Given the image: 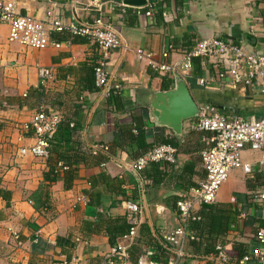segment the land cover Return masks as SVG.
<instances>
[{"label":"crops","instance_id":"crops-1","mask_svg":"<svg viewBox=\"0 0 264 264\" xmlns=\"http://www.w3.org/2000/svg\"><path fill=\"white\" fill-rule=\"evenodd\" d=\"M157 1L162 4L161 14L166 13L159 20L153 18L154 12L151 17L137 16V7L118 8L116 3L122 4L121 0L18 1L17 10L22 16L65 24L91 22L99 17L120 32L128 50H112L106 59L113 81L121 85L111 104L99 90H87L93 81L92 66L100 57L98 48L87 39L62 40L59 47L33 49L9 42V26L0 22V190L5 192V197L0 194V264L62 260L100 264L112 247L108 234L125 223L128 201L142 207L137 243L130 249L131 264L145 249L152 248L163 231L181 223L175 200L178 193L204 178L200 152L206 147L203 138L210 134L197 131L195 119L184 122L180 135L155 124L149 98L152 93L163 91L157 76L163 74L155 72L148 62L138 60L133 50H149L155 59L166 51V61H175L183 53L173 50L171 43L188 42L189 46L207 37H219L250 54H264V0ZM155 3L147 0L143 11ZM51 36L61 35L50 31ZM200 64L199 74H191L188 86L198 106L209 104L223 115L246 120L264 117V97L258 87L231 88L218 80L199 86L197 78L216 75L213 65H204L201 60ZM39 67L52 69V77L45 84L39 81ZM40 107L60 113L69 120L70 127L75 123L77 129L69 144L57 139L55 150L46 160L19 154L20 148L34 143L32 131L24 126ZM135 116L144 122L147 142L162 135L179 140L175 162H160L167 165L163 167L165 178L155 184L146 176L149 164L139 174L122 165L132 162L140 151L135 142L124 139L125 132L129 133V120ZM76 140L81 142L83 152ZM102 142L113 146L117 161L91 153L90 147ZM76 154L80 159L77 156L74 162ZM60 157L72 174L66 179L64 172L58 173L55 181L46 185L44 173ZM261 158V152L246 147L242 159L252 164V173L231 170L217 192L213 206L229 211L226 233L209 236L203 229V236L224 243L230 253L228 264H236L238 250H249L254 232L264 228L259 205L250 199L263 180L258 166ZM82 197L86 201H80ZM12 231L20 234L24 242L21 246L11 238ZM211 255H188L182 264H219Z\"/></svg>","mask_w":264,"mask_h":264},{"label":"built area","instance_id":"built-area-1","mask_svg":"<svg viewBox=\"0 0 264 264\" xmlns=\"http://www.w3.org/2000/svg\"><path fill=\"white\" fill-rule=\"evenodd\" d=\"M18 1L4 0L0 4V22L9 26V42L40 50L49 46H60L58 42L50 38V31H66L70 35L86 38L100 52V57L93 69V76L94 84L101 96L106 97L110 91L115 93L121 89V85L113 81V76L106 67V59L110 51L128 50L127 44L116 28L103 23L99 17L91 22L65 24L55 19L48 23L33 16H22L17 10ZM97 6L95 7L100 11V7ZM116 6L122 9L125 7L120 3H116ZM143 9V7L136 8V15L151 17L153 4L147 5L146 11ZM161 16L165 17L166 13L162 12ZM133 53L138 60L148 62L155 72L169 75L172 78L178 76L184 80L187 86L192 79L191 59L198 57L204 65H213L216 71L215 77L197 78L196 82L199 86L214 84L217 80L231 88L242 85L256 86L264 97V54H250L239 45L219 37H207L196 41L189 52L183 53L182 57L175 61H166L169 57L166 51L161 52L158 59H155L153 52L142 48L133 50ZM37 75L40 83L45 84L52 77V69L39 67ZM198 109L194 128L199 132L210 134L209 137L203 138L206 147L200 152L201 167L205 176L196 186L177 194L176 211L181 223L176 228L165 230L159 235V239L172 252V257L166 264H182L186 255L185 244L189 239L194 238L187 229L188 221L196 218L197 208L215 202L217 192L220 186L227 181L229 172L236 169L241 170L244 174L252 173V164L242 159V151L246 147L262 153L258 166L263 176V182L253 196V202L259 205L260 212L264 215V117L259 120H246L239 116H227L209 104H201ZM61 121L60 113L45 110L42 107L37 109L29 123L24 126V129L32 131L34 143L31 146L20 148L19 154L43 160L48 159V141ZM90 149L93 155L108 153L107 146L102 144H93ZM175 153L176 149L169 145H158L134 161L122 163V165L139 174L149 163L175 162ZM57 168L64 170L66 166L62 162H58ZM79 200L86 201L85 197ZM126 209L129 230L124 236L117 239L100 264H131L129 251L137 243L142 207L135 202L128 201ZM10 236L18 246L24 243L18 232L12 231ZM255 240L256 248L250 255L243 256L237 261V264H262L264 262V229L257 230ZM214 251L211 256L217 263L228 264L230 262L222 243L217 242ZM152 255V248L145 249L134 264H159L150 259ZM47 264L75 263L74 260H62L50 261Z\"/></svg>","mask_w":264,"mask_h":264},{"label":"trees","instance_id":"trees-1","mask_svg":"<svg viewBox=\"0 0 264 264\" xmlns=\"http://www.w3.org/2000/svg\"><path fill=\"white\" fill-rule=\"evenodd\" d=\"M151 2L152 3L156 2L153 6V12H154L153 18L155 20H159V18L161 16V5L162 4H161V2H158L157 0H151ZM55 33L61 35L58 38L51 36V37H53L52 40H54L55 42H58V43L62 40L77 42V41H82V40H77V38L86 39L83 37L70 35L68 32H65V31L55 32ZM170 45H171V48L173 50H176V51L181 50L182 53L189 52L193 46L192 44H190L188 46V42H186L185 44H179V43L173 42ZM191 65H192L191 72L194 74L195 73L199 74L198 72L201 69L200 59L198 57L192 58L191 59ZM94 67H95V63L92 66V73H93ZM154 76H155V74H154ZM157 76L160 77V89L161 90L166 91L172 87L173 78L171 76H169V75H158V74H157ZM195 77H197V76H195ZM87 90L90 92H96V91L98 92V89L94 84V76H93V81L88 84ZM117 95H118V92L114 93V92L110 91L109 95L104 97V99L106 100V102L108 104H111L112 101H115V98L117 97ZM129 121H130L129 133L125 132L124 139L127 140L128 143L135 142L137 150L138 149L140 150L138 153H136L133 161L135 159H137L138 157L144 155L146 152L151 150L153 147L158 146V145H169L173 148L179 147V140H177L176 137L171 136V135L170 136L169 135L168 136L162 135L160 137L153 138L150 142H147V140L144 138V134H143L144 133V131H143L144 122H142L141 118L135 116V117L130 118ZM76 131H77V129L75 128V123L70 127L69 120L63 119V116H62V121L57 126L56 131L54 132L51 139L48 141L49 154L51 153V151L55 150L54 146H55V141L57 139H63L65 144L66 143L69 144L70 143V137ZM135 132L137 134L133 135L132 133H135ZM62 135H63V138H62ZM76 141L79 145L78 149H80L83 152L84 149L81 145V142L79 140H76ZM100 144L105 145L108 148V153H106V154L99 153L101 155H104L106 160L114 159L116 157L114 155L115 153L113 150V146L106 144V143H103V142ZM74 148H76V147H74ZM77 156H78V159H80V156L76 154V156H74L75 157L74 162L77 161ZM133 157H134V155H133ZM64 160L65 159L60 157V159H58L56 162L57 163L62 162L64 164V166H66V169H64V170L58 169L56 166V162H55V164H53V166H50L49 169L44 173V181H45L44 183L46 185L54 182L56 177H57V174L61 173V172H64L66 179L70 178L72 171L70 170V167L67 166V163ZM160 162H165V161H158V162L149 163L150 169H149V172L146 173V176L149 179H151L154 184L158 183L160 181H163L165 178V172L163 170V167H165L167 165H166V163L161 164ZM262 182H263V180H262ZM255 193L256 192H253V194L251 195V197H250L251 200H253V196L255 195ZM0 194L3 197H5V192H3V190H0ZM175 207H176V200H175ZM195 215H196V218L194 220L188 221V228L187 229L192 233L194 238L189 239L186 242L185 247H184V251L186 254L185 256L189 255V257H193V256L209 257L210 254H213L215 252L214 251V246H215L214 244H216L217 242H220L224 245V243L221 240L217 241V239H213V238L211 239L208 236H203V229L206 228V232L209 236L211 234H217L218 236L224 235L226 233V231L228 230L229 211L225 210L224 208L215 207V206H213V204H211L209 206H202L195 213ZM258 229H264V228L259 227ZM128 230H129V224L127 223V220L125 219V223H123L116 230H113L108 234L110 245L113 246L115 244L116 238L118 239L119 237L124 236L128 232ZM257 230L254 232V235H253L254 243H253V245H251L249 247V250H247V249L243 250V251L238 250V255H236V257H235L236 264H237V261H239L243 256L250 255L253 252V250L256 248L257 242L255 240V234H256ZM151 246L153 249V255L151 256L150 259L152 261L159 263V264H166L167 261L172 257V252L169 250L168 246H166L159 239V237H158V240L154 241V243L151 244ZM235 246L236 245H234L233 248H235ZM225 251L227 254H230L226 249H225ZM129 253H130V251H129ZM130 258H131V255H130ZM139 258L140 257H137L135 262H137L139 260Z\"/></svg>","mask_w":264,"mask_h":264},{"label":"water","instance_id":"water-1","mask_svg":"<svg viewBox=\"0 0 264 264\" xmlns=\"http://www.w3.org/2000/svg\"><path fill=\"white\" fill-rule=\"evenodd\" d=\"M128 7H144L147 0H121ZM113 76V75H112ZM149 107L157 126L180 135L185 121L196 119L198 104L189 87L180 77L173 78V85L166 91H156L150 95Z\"/></svg>","mask_w":264,"mask_h":264}]
</instances>
